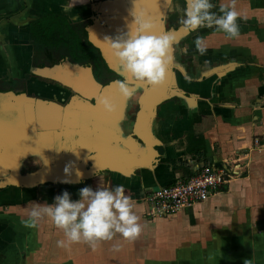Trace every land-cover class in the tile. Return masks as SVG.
<instances>
[{
	"label": "crops",
	"instance_id": "1",
	"mask_svg": "<svg viewBox=\"0 0 264 264\" xmlns=\"http://www.w3.org/2000/svg\"><path fill=\"white\" fill-rule=\"evenodd\" d=\"M23 1L25 5L22 0H0V18L18 13L10 21L0 20V36L10 30L9 39L22 59L26 53L19 48L28 35L27 21L56 14L61 3ZM236 6L244 7L237 10L238 19L249 24L239 36L230 39L214 29L202 43L203 58L236 65L207 105L190 110L177 103L162 109L156 124L162 162L143 176L118 178L123 183L114 179L111 187L101 181L87 186L95 191L123 185L141 217V235L127 240L117 234L95 247L84 242L60 247L57 241L65 240L64 233L48 218L29 226L34 204L54 203L53 190H45L49 201L0 210V264H264V0H241ZM187 138L200 154L186 152ZM201 163L235 165L238 176L204 202L166 216L147 213L144 193L186 177ZM80 188L59 187L57 196L67 191L75 201Z\"/></svg>",
	"mask_w": 264,
	"mask_h": 264
},
{
	"label": "flooded vegetation",
	"instance_id": "2",
	"mask_svg": "<svg viewBox=\"0 0 264 264\" xmlns=\"http://www.w3.org/2000/svg\"><path fill=\"white\" fill-rule=\"evenodd\" d=\"M61 1L66 2L71 8L85 9L84 12L90 15L70 22L62 15L44 14L43 25L46 26L47 22L51 25L58 21L56 24L64 27L68 22L67 25L79 34L81 41L80 48L78 46L77 48L81 50L77 52L80 55H76L74 50L69 52L70 54L67 53L66 47L62 45L53 50L47 36L41 39L44 48H36L30 29V21L35 18L27 21L28 35L22 40L23 47L19 48L26 53V58L17 56L19 54L15 51H18L17 44H13L9 39L10 30L7 33L4 31L5 33L0 36V182L4 179L16 181L24 176L30 180L29 184L0 183V210L18 204H28L34 200L40 202L42 198L49 201L45 190H53L52 193L56 197L59 187L69 186L76 189L81 186L96 187L100 181L103 186L111 187L114 174L108 169L92 173L91 177L78 183L47 181L51 174L63 173L65 166L70 162L72 167L69 173L74 175V178L78 176L77 171L84 169L83 163L89 168L91 156L96 159L94 167L101 163L97 157L99 152L89 150L80 153L67 145L69 140L66 134L72 130L71 127L80 126V132L75 136L76 149L96 144L99 140L104 141L108 164L111 163V157L116 154H125L118 148L125 149L127 155L128 150L138 151L142 145L140 139L129 134L136 121V113L141 107L139 98L144 96L151 86L131 79L120 61L113 55L109 43L104 41L105 37L115 39L128 32V26L134 20L131 8L125 0ZM216 1L219 0H211L216 5L212 11L218 13L222 4H217ZM22 2L24 3L23 0ZM227 2L230 3L231 0H226L225 3ZM178 3L182 6L184 16L185 1L171 0L163 23L166 31L170 29L175 31L182 26L178 10H170L172 5ZM243 9L244 7L240 9L235 7L236 11ZM17 14H8L0 20L10 21ZM94 21L99 22L98 27L94 26L92 31L96 45L89 41L87 29ZM237 23L239 30L249 25L248 22H241L239 19ZM214 29L216 28L203 27L195 31L188 30L179 40L173 39L170 62L172 75L170 74L169 85L166 88L170 96L154 107L155 114L151 125L152 133L159 141L161 137L156 124L161 119L162 109L184 103L175 95H171L173 94L171 91L177 92L182 89L187 95L192 91L193 83L202 84L211 78L213 83L218 73L214 69L228 66L231 70L236 65L235 61L214 63L203 58L204 56L196 50L194 41L201 38L203 43L208 37L207 33ZM106 45L107 49L103 47ZM67 63L72 66L89 67L90 71L76 72L65 69L46 74L37 71L56 65L66 66ZM117 80H123L128 84L133 93L130 98L125 99L119 94L115 84ZM103 97L112 99L113 112L107 113L102 110L99 101ZM184 106L186 108V105ZM154 148L161 154L159 145H154ZM36 174H42L43 182H33V175L35 177ZM135 174L137 176L140 173L135 170ZM125 178L120 176L119 179Z\"/></svg>",
	"mask_w": 264,
	"mask_h": 264
},
{
	"label": "clouds",
	"instance_id": "3",
	"mask_svg": "<svg viewBox=\"0 0 264 264\" xmlns=\"http://www.w3.org/2000/svg\"><path fill=\"white\" fill-rule=\"evenodd\" d=\"M216 5L211 0H186L185 18L182 26L189 31L203 27H215L228 38L238 37L240 14L235 10V0L219 6V12H214ZM134 16L129 30L115 39L105 37L112 49L113 55L120 61L124 71L131 79L156 86L163 82L166 64L171 59L173 37L171 34L153 35V25L143 15ZM196 50L203 55L206 49L202 39L194 41ZM119 94L125 99L132 96V90L123 80L115 82ZM103 111L111 113L114 104L109 97L100 99ZM71 162L65 166L64 172L69 174ZM77 175L80 173L77 171ZM79 199L73 201L67 191L54 198L52 204H34L30 212V225L36 227L43 218H48L58 229L62 230L65 240L57 241L60 247L65 243L84 242L92 247L101 241H110L117 234L127 240L137 239L142 232L141 217L134 211V202L125 195L124 186L113 188L91 187L79 190ZM248 264V261H245Z\"/></svg>",
	"mask_w": 264,
	"mask_h": 264
},
{
	"label": "water",
	"instance_id": "4",
	"mask_svg": "<svg viewBox=\"0 0 264 264\" xmlns=\"http://www.w3.org/2000/svg\"><path fill=\"white\" fill-rule=\"evenodd\" d=\"M127 5L131 8V12L136 15H143L146 19H149L150 22L153 25L152 33L153 35H163V34H171L173 39L179 40L180 37H182L184 34L188 32L183 26H180L178 30H169L166 31L164 28V17L167 12V9L169 8L171 4V0H125ZM186 3V0H184ZM52 8V7H51ZM53 11V10H52ZM85 9H76V7L71 8L66 2L61 1V3L57 7L56 14L62 15L65 18H67L70 22L77 21L79 19H82L85 17V15H90L89 13L84 12ZM98 21H94V23L89 26L88 29V39L93 44H97L96 40L93 37V27H98ZM171 57V52L169 53ZM170 62L171 59L168 60L166 64V71H165V77L161 84L156 86H151V89L147 91L144 96H141L139 98V103L141 104L140 109L136 113V121L132 126V131L130 132L129 136L135 135L138 139L141 140L142 145L140 149L138 148V151H134V149L128 150V153L126 155V150L123 148H118L119 150H122L125 152V154L121 155L116 154L115 156L111 157V163L108 164L107 160L108 157L105 155L107 152V147L104 145V141L97 142L96 144H90L88 146H81L77 149L75 144V136L78 132H80L79 127H71L72 130L69 131L66 134L67 139L69 140L67 145L72 150H78L80 153L84 152H99L97 157H99L101 163L98 166L94 167V162L96 161L94 156H91V165H89V168L85 167L83 163L84 169L79 171L80 175L75 176L71 175V173L66 174L63 173H53L50 175L49 178H47V181L57 183V182H65V183H78L80 181H83L89 177H91L94 173H98L101 170L108 169L114 174V179L118 181L119 183H122L118 178L120 176L126 177V178H132L135 177V170H138L140 173V176H143L144 174L148 173L151 170H154L157 164L162 162V156L163 154H159V152L154 148V145L162 146V142L159 141L154 134L152 133V120L154 118V107L160 103L161 101L167 99L170 95L166 92V88L169 85V78H170ZM69 70V71H76V72H88L89 67H81L79 65H70L66 64V66L63 65H56L52 66L49 69H39L37 70L39 73L46 74L48 72H58L63 70ZM223 69V70H222ZM230 68L227 66L225 68H216L214 71H218L216 74V78L214 82L212 83L211 79H206L202 84L193 83L192 91L189 92V94L185 95L184 90L180 89L177 92H172L179 100L184 102V105H186L187 109H195V107H198L200 105H207L209 102L212 101V98L215 94V87L219 85L220 80L225 76L230 70ZM220 71V72H219ZM172 75V74H171ZM205 73V77H206ZM219 75V76H218ZM119 117H117L118 119ZM82 130V129H81ZM69 136V137H68ZM133 140L132 137H129ZM130 152V153H129ZM125 155V156H124ZM122 157V158H121ZM125 159H124V158ZM124 159V160H122ZM94 160V161H93ZM78 166V165H77ZM81 166V165H80ZM79 167V166H78ZM81 169V168H80ZM120 175V176H119ZM30 176V175H29ZM28 176V177H29ZM115 181V180H114ZM24 183L29 184L30 180L27 179V176H24L20 180H6L4 179L3 182L0 183ZM33 182H43L42 174H36L34 177L33 175Z\"/></svg>",
	"mask_w": 264,
	"mask_h": 264
},
{
	"label": "built area",
	"instance_id": "5",
	"mask_svg": "<svg viewBox=\"0 0 264 264\" xmlns=\"http://www.w3.org/2000/svg\"><path fill=\"white\" fill-rule=\"evenodd\" d=\"M234 166L229 167L227 163L223 166L195 164L193 171L186 177L147 191L142 195L141 201L149 205L147 213L153 217L166 216L191 207L204 202L219 191L220 187L236 179L238 168Z\"/></svg>",
	"mask_w": 264,
	"mask_h": 264
},
{
	"label": "rangeland",
	"instance_id": "6",
	"mask_svg": "<svg viewBox=\"0 0 264 264\" xmlns=\"http://www.w3.org/2000/svg\"><path fill=\"white\" fill-rule=\"evenodd\" d=\"M219 1H223V4H229V3H225L226 0H219ZM240 4L241 0H235V2H237ZM236 7V5H235ZM171 9H177L178 13H179V21L181 22L185 17L183 16V9L180 3H178V5H172L170 7ZM48 15V14H45ZM49 20V19H48ZM43 22L45 23V19H43ZM58 21H55V23H57ZM51 24L50 27H44L43 32L41 33L40 30L41 28H43L42 23H39L40 28H36L34 30V32H32V34L34 35V44L36 46V48H40L43 49L44 47L42 46L43 43L41 41L42 39V35L44 34V36H47V38H49V45L51 48H53V50H55L57 47L59 46H64L66 47L67 53H71V51H76V55H80L77 51L81 50L78 49L80 48V37L79 34H77L76 32H74L72 30V28L70 26H68L67 24H64V27H60L57 24ZM48 24V22H47ZM40 38V39H38ZM37 39V40H36ZM47 44V45H48ZM78 46V48H77ZM69 53V54H70Z\"/></svg>",
	"mask_w": 264,
	"mask_h": 264
},
{
	"label": "trees",
	"instance_id": "7",
	"mask_svg": "<svg viewBox=\"0 0 264 264\" xmlns=\"http://www.w3.org/2000/svg\"><path fill=\"white\" fill-rule=\"evenodd\" d=\"M43 19H45V16H42V17H39V18H35V19H32L31 21H30V29H31V31L32 32H34V30L36 29V28H40V24L39 23H42V26H43V28H41V30H40V32L42 33L43 32V30H44V22H43ZM53 23H55V21L53 22ZM51 24V23H50ZM56 24V23H55ZM66 24H69L68 22H66ZM46 27H50V25L49 24H47L46 25ZM45 27V28H46ZM32 36H33V38H34V35L32 34ZM44 36V34L42 35V37ZM38 39H40V38H38ZM37 40V39H36ZM188 135H190L191 136V133H189ZM189 138V137H188ZM188 138H187V144H186V147H185V149H186V152H188V153H191V154H200V149H199V147H198V145H196L195 146V140H196V138H194L193 137V139H194V141H192L191 140V138L189 139V141H188Z\"/></svg>",
	"mask_w": 264,
	"mask_h": 264
},
{
	"label": "bare ground",
	"instance_id": "8",
	"mask_svg": "<svg viewBox=\"0 0 264 264\" xmlns=\"http://www.w3.org/2000/svg\"><path fill=\"white\" fill-rule=\"evenodd\" d=\"M105 17V16H104ZM106 19V18H105ZM113 23V22H112ZM117 23V22H116ZM94 29V28H93ZM103 47H105L106 49H107V45L106 46H103ZM63 132V131H62Z\"/></svg>",
	"mask_w": 264,
	"mask_h": 264
}]
</instances>
